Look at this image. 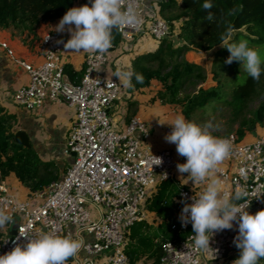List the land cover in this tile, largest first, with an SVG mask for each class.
<instances>
[{"label": "built area", "instance_id": "2783aa9c", "mask_svg": "<svg viewBox=\"0 0 264 264\" xmlns=\"http://www.w3.org/2000/svg\"><path fill=\"white\" fill-rule=\"evenodd\" d=\"M124 2L127 4L128 0ZM139 4L142 24L123 26L117 32L124 41L150 35L161 44L172 34L171 23L156 13L146 16L145 0H139ZM60 40L63 43H57ZM66 42L58 32L44 35L38 47L41 63L34 65L16 59L9 45L0 41V48L29 75V84L15 94L17 105L34 110L50 99L65 103L75 112L65 151L75 156L63 179L20 200L23 209L15 206L19 198L0 185V209L20 220L18 234L3 238L0 255L16 244L27 243L37 232L55 231L73 236L75 228L78 234L93 236L94 241L85 243L81 249L87 254H108L106 264H130L125 253L127 232L143 220L142 206L149 191L171 180L177 165L186 163V157L177 153L175 144L172 151L153 152L146 145L150 128L139 117L133 118L125 131H116L109 110L120 99L121 87L118 81L100 72L108 62L107 53L88 52L84 76L79 84H73L67 78L63 61ZM225 138L231 140L232 149L217 173L223 190L232 192L244 187L249 193L246 199L250 200L245 210L264 209V136L253 143H242L236 134ZM202 191L180 190L174 231L183 234L192 227L191 223L182 226L179 217L184 205L193 203V197ZM193 236L162 239L158 264H203L204 250L194 246Z\"/></svg>", "mask_w": 264, "mask_h": 264}, {"label": "crops", "instance_id": "0c3cea01", "mask_svg": "<svg viewBox=\"0 0 264 264\" xmlns=\"http://www.w3.org/2000/svg\"><path fill=\"white\" fill-rule=\"evenodd\" d=\"M167 2L168 0H145L146 16L149 17L156 13L169 21L179 12L178 7L181 6V2L176 8L168 7L166 9ZM82 5H84V0H78L75 7ZM60 20L42 24L35 38L20 36L11 30H0V41L9 45L14 51L16 59L37 65L41 63V58L38 55L41 39L48 33L56 32L54 29ZM173 25L174 32L177 34L181 21H173ZM58 33H61L67 40L71 37L67 30ZM116 33L117 29H114L113 34ZM173 40L176 47L182 45L177 37ZM159 46L160 44L150 35L126 41L120 37L106 51L108 62L100 70L103 76L118 81L121 87L120 99L109 110L115 130L123 132L133 118H141L150 128V138L146 145L153 152L173 150L174 144L165 139L166 130L171 126L160 122L171 123L177 115L183 114V112L176 105L162 102L159 95L163 88H154V85L159 83L158 81L154 80L149 87L136 90L134 87L124 86L122 80L118 79L115 73L133 70L134 62L138 58H143V62L146 64L150 56L158 51ZM87 53L67 50L64 54L65 68L68 66L75 73L66 74L68 80L73 84L80 83L84 76ZM209 53L212 52L209 51ZM205 55L210 56L208 52L190 51L186 54V59L190 63L202 66L203 69H208L211 60L207 61ZM28 84V73L10 58L5 50L0 48V106L4 113L15 117L13 132L17 134L19 131H24L28 135L31 146L45 165H48L54 172L56 181H58L63 179L67 169L74 161V156L66 154L65 151L75 122V112L65 103L53 102L50 99H47L42 107L34 110H27L17 105L14 101L15 94ZM262 136H264V128L258 125L246 132L241 141L242 143H253ZM187 176V173L181 174L176 169L169 191H166L165 197L161 199L155 210H151L150 207L158 195L162 196V188L160 189L162 183L149 191L147 200L142 206L143 220L137 222L126 234L125 253L130 264H158L161 255L159 242L162 239L174 238L175 235L172 227L178 224L180 190L182 188L203 190L205 187L204 184H194L191 180L187 182ZM214 178L218 180L217 174ZM0 185L5 186L9 192L22 201L30 198L32 194L14 174L1 181ZM89 209L92 208L89 207ZM91 212L95 213L94 210ZM248 212L254 214L258 211L252 207ZM12 228L13 226H7L0 230V244L3 238L11 236ZM72 232L73 237L81 238L84 244L94 241L93 236L78 234L75 228L72 229ZM237 235L238 224L236 222L233 223L232 229L215 232L209 242L210 248L204 250L203 264H225L230 260L233 264L241 251L234 244ZM107 255L93 256L81 250L79 258L71 259L68 264H106Z\"/></svg>", "mask_w": 264, "mask_h": 264}, {"label": "clouds", "instance_id": "9594fccd", "mask_svg": "<svg viewBox=\"0 0 264 264\" xmlns=\"http://www.w3.org/2000/svg\"><path fill=\"white\" fill-rule=\"evenodd\" d=\"M139 7V0H128L127 4L124 0H88L82 6L68 9L54 30H67L71 34L64 44L65 49L102 54L112 47L114 29L142 24ZM213 7L212 0H203L204 10ZM213 18V13L209 12L206 19L212 21ZM233 34L229 26L220 37L221 47L230 52L225 63L239 62L248 76L259 81L264 73V59L247 40L233 41ZM115 76L129 88L134 87L133 79L140 84L144 82L143 75L134 70L118 71ZM160 123L171 126L172 130L165 139L176 145L179 155L186 157V163L177 165L179 173L188 174L187 182L191 180L194 184L205 185L203 191L193 197V203L184 205L179 217L182 226L191 223L194 246L201 250L210 248L214 233L232 229L236 222L238 235L234 244L241 251L233 264H260L264 260V209L254 214L246 211L250 201L246 199L249 195L247 189L237 187L232 192H225L221 182L214 178L221 163L230 155L231 140L214 135L215 126L211 122L198 124L183 114L177 115L171 123ZM15 206L23 209L24 204L16 200ZM14 222L13 215L0 209V230ZM83 247L81 238L40 231L27 243L16 244L11 251L0 255V264H68L71 259L79 258Z\"/></svg>", "mask_w": 264, "mask_h": 264}, {"label": "trees", "instance_id": "16d2710c", "mask_svg": "<svg viewBox=\"0 0 264 264\" xmlns=\"http://www.w3.org/2000/svg\"><path fill=\"white\" fill-rule=\"evenodd\" d=\"M77 1L0 0V30H11L17 35L35 38L42 24L62 19L68 9L75 7ZM179 2V12L169 19L172 22L171 36L161 42L158 51L150 56L146 64L143 58L134 62L133 70L143 75L144 82L140 84L133 79L132 83L136 90H141L149 87L152 81H159L166 90V94L160 93L162 102L179 106L189 120L196 109L206 106L211 100L219 99L221 94L217 87L208 90L201 88L194 95H182L184 85L197 80L205 71L201 66L190 63L186 54L190 51L209 52L220 46V37L229 26L233 33L246 28L245 37L249 38L251 47L264 44V0H212L214 7L209 10L202 8L203 0H168L166 9L176 8ZM86 3L88 0H84ZM209 12L213 13L212 21L206 19ZM173 21H181L177 34L174 32ZM242 35L237 34L233 41L236 42ZM175 37L182 42L181 46H175ZM119 39L118 32L113 34L112 43ZM229 55L226 48L218 51V69L222 72L236 71L241 66L236 61L225 63ZM65 71L66 74H75L68 66ZM258 100L259 106L252 109L250 105ZM226 105L230 108L232 121L239 122L235 133L239 141L256 126L264 128V73L259 81L249 76L246 83L234 91L231 101ZM15 121V117L4 113L0 106V181L14 174L31 192L41 191L57 178L33 147L26 148L15 142ZM171 184L169 180L160 185L162 196L160 194L155 198L151 210L157 209ZM174 234V238L185 239L193 234V229L191 227L183 234L175 231ZM159 250L161 255L158 263L162 256L161 247ZM225 264H231V260ZM260 264H264V260Z\"/></svg>", "mask_w": 264, "mask_h": 264}, {"label": "rangeland", "instance_id": "374dc122", "mask_svg": "<svg viewBox=\"0 0 264 264\" xmlns=\"http://www.w3.org/2000/svg\"><path fill=\"white\" fill-rule=\"evenodd\" d=\"M237 34H243L244 36H239L236 42L240 40H247L249 42V38L245 37V35L247 36L246 28L234 32L233 39ZM222 48L223 47H221L220 45L216 47V49H213L211 51L213 54L208 52L210 56L205 55L207 61L211 60V65H209V68L207 67L208 69H204L205 71L199 75V78L197 80L191 83H186L181 93L182 95H194L201 88L208 90L211 88L219 87L221 94L220 98L217 100H211L206 106L196 109L189 120L194 121L198 124H206L211 122L215 126L213 131L214 135L227 137L236 133L239 122L234 123L232 121L230 108L226 104L227 102L231 101L234 91L239 86H242L246 83L249 76L243 69L242 65L236 71L229 70L222 72L218 69L217 54L218 51ZM254 48L259 50L262 59H264V44L257 45ZM224 55L225 54H222V56ZM157 87L163 88V85L159 82L157 85H154L155 89ZM163 92L166 94V90L164 88L162 89V94ZM259 104L260 102L258 100L253 102L250 107L252 109H256ZM177 107L182 110V108H180L179 106Z\"/></svg>", "mask_w": 264, "mask_h": 264}, {"label": "water", "instance_id": "95a60500", "mask_svg": "<svg viewBox=\"0 0 264 264\" xmlns=\"http://www.w3.org/2000/svg\"><path fill=\"white\" fill-rule=\"evenodd\" d=\"M15 142L23 147L26 148H31V142L30 139L28 137V135L24 132V131H19L17 132V134L15 135ZM72 156H75V154H72ZM1 184V181H0ZM20 225V220L16 219L15 220V224L10 232L11 236H16L18 234V227Z\"/></svg>", "mask_w": 264, "mask_h": 264}]
</instances>
